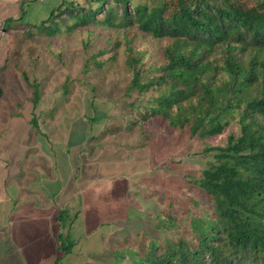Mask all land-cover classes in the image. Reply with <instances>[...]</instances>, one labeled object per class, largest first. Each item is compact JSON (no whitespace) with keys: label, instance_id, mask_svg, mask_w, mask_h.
<instances>
[{"label":"trees","instance_id":"16d2710c","mask_svg":"<svg viewBox=\"0 0 264 264\" xmlns=\"http://www.w3.org/2000/svg\"><path fill=\"white\" fill-rule=\"evenodd\" d=\"M89 24L123 30L135 26L167 39L149 75L131 39L125 43L129 94L135 90L151 98L138 113L143 120L159 119L199 138L221 134L233 122L239 131L230 132L222 145L203 148L208 160L194 182L207 203L192 202L196 210L189 215L187 230L179 223L183 214L167 212L154 225L158 234L145 239L137 235L136 247L126 240L110 247L108 263L102 250L88 257L107 264H264V0H63L47 18L32 24L27 36L53 37L63 26L71 33ZM12 59L8 56L0 70ZM108 60L114 62L116 54ZM37 98L36 88L33 105ZM130 106L134 108L133 102ZM97 107L102 113L96 110V116L75 114L84 122L87 143L116 130L99 132L96 118L105 119L109 106ZM118 149L127 158V151ZM141 156L145 159L146 152ZM59 242L55 264H66L63 258L75 242L65 233L59 234Z\"/></svg>","mask_w":264,"mask_h":264},{"label":"rangeland","instance_id":"374dc122","mask_svg":"<svg viewBox=\"0 0 264 264\" xmlns=\"http://www.w3.org/2000/svg\"><path fill=\"white\" fill-rule=\"evenodd\" d=\"M62 1L0 0V68L8 56L13 58L7 69L0 70V85L4 83L0 119H10L13 128L24 130L31 127L26 119L32 111L42 116L47 113L48 128L69 133L79 130L82 123L75 118L76 113L79 117L96 116L102 113L97 106L108 104L107 116H97L95 124L99 132L110 127L116 130L88 144L126 150L130 167L117 161L123 153L120 149L101 152L109 162L101 159L105 162L95 172V187L103 189L85 214L100 212L104 224L89 235L85 227L76 226L75 246L63 258L66 264H107L112 256L110 247L118 248L125 240L136 247L137 235L145 239L146 235L158 234L154 225L164 213L183 214L179 223L188 229L189 215L196 210L192 202L199 206L207 203L194 182L208 160L203 148L224 144L230 132L238 133L239 126L233 122L221 134L199 138L191 137L187 129H172L159 119L143 120L138 113L151 104V98L149 93L139 96L135 90L129 94L131 73L123 66L125 43L131 39V47L140 53L149 75L155 72L151 67L160 62V49L167 39L155 38L135 26L123 30L98 24L71 33L63 26V32L53 37L27 36V30H34L32 24L47 18ZM15 50L18 54L12 56ZM113 54L116 60L110 62ZM36 88L38 98L33 105ZM88 102L92 103L89 107ZM144 152L146 158L142 159ZM99 250L107 253V263L88 257L89 252Z\"/></svg>","mask_w":264,"mask_h":264},{"label":"crops","instance_id":"0c3cea01","mask_svg":"<svg viewBox=\"0 0 264 264\" xmlns=\"http://www.w3.org/2000/svg\"><path fill=\"white\" fill-rule=\"evenodd\" d=\"M41 114L35 125L28 116L24 130L0 119V264H55L59 234L75 242L76 226L87 235L101 226L100 212L85 211L103 189L95 187L101 159L109 162L101 152L118 148L85 142L82 120L68 133L48 128V114Z\"/></svg>","mask_w":264,"mask_h":264},{"label":"built area","instance_id":"2783aa9c","mask_svg":"<svg viewBox=\"0 0 264 264\" xmlns=\"http://www.w3.org/2000/svg\"><path fill=\"white\" fill-rule=\"evenodd\" d=\"M38 1H42V0H38Z\"/></svg>","mask_w":264,"mask_h":264}]
</instances>
